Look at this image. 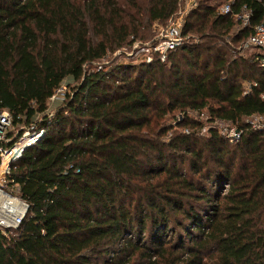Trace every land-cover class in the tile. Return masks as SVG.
Segmentation results:
<instances>
[{
  "label": "trees",
  "instance_id": "trees-1",
  "mask_svg": "<svg viewBox=\"0 0 264 264\" xmlns=\"http://www.w3.org/2000/svg\"><path fill=\"white\" fill-rule=\"evenodd\" d=\"M195 3L198 41L162 62L125 49L180 0H0V112L43 130L10 165L29 212L0 230V264H264L263 129L246 120L264 116V64L238 53L264 0Z\"/></svg>",
  "mask_w": 264,
  "mask_h": 264
},
{
  "label": "built area",
  "instance_id": "built-area-1",
  "mask_svg": "<svg viewBox=\"0 0 264 264\" xmlns=\"http://www.w3.org/2000/svg\"><path fill=\"white\" fill-rule=\"evenodd\" d=\"M180 1L182 4L170 19L163 24H156L158 37L154 44L149 47V50L155 53L162 62L166 61L169 52L176 50L179 46L189 41L186 36L182 35V26L186 13L196 3L195 0ZM223 12H230L228 4L223 7ZM234 16L237 22L234 27L236 30L251 27L253 13L246 7H243ZM252 28L253 33L244 44L245 46L251 45L260 52L263 56L262 63L264 64V13L262 21L258 24H253ZM152 58V55L147 56V61H151ZM57 92L61 91L58 90ZM255 117L258 116H251L246 120L250 121L254 128L263 129L264 139V123L250 119ZM216 124L220 126L222 134L228 136L231 141L234 142L240 138V131L231 124L223 121H218ZM18 132L12 125L9 112H0V230L5 235L17 230L29 212V204L19 194L18 186L11 184L9 177L10 165L15 158L19 157L24 148L33 145L43 134V130L35 131L32 128L27 130L23 137H19Z\"/></svg>",
  "mask_w": 264,
  "mask_h": 264
},
{
  "label": "rangeland",
  "instance_id": "rangeland-1",
  "mask_svg": "<svg viewBox=\"0 0 264 264\" xmlns=\"http://www.w3.org/2000/svg\"><path fill=\"white\" fill-rule=\"evenodd\" d=\"M153 29H152V34H153V36H152V38H151V40H149V41H143V42H141V41H137L136 43H134V45H133V47L131 48V50L130 49H125V50H127V52H126V54H128L132 59H135V58H138L139 56H140V53L141 52H145V54H148L147 56H149V55H152L153 56V54H151V50H149V47L151 46V45H153L154 44V42H155V40L157 39V37H158V30H157V27H156V25H154L153 27H152ZM187 38H188V40L189 41H194V42H197L198 41V39L197 38H195V37H191V36H186ZM254 52H257L256 51V49L255 48H253L251 45H249V46H245V44H244V42L242 43V45H241V47H239V51H238V53L239 54H241V55H243V56H247V55H250L251 53H254ZM121 59V58H120ZM141 60V59H140ZM140 60L138 61V62H140ZM66 81L62 84V87H61V90H59V91H64L65 89H66ZM63 94H62V92H59V93H57L54 97H52L50 100H49V102H48V112H50V111H52V110H54L56 107H58L59 106V104H60V102H61V96H62ZM203 115V117L205 118L206 117V113L205 114H202ZM201 115V116H202ZM252 121H259L260 123H264V117L263 118H258V117H255V118H250ZM219 121V120H218ZM218 121H216V122H218ZM216 122H214L213 124H216ZM15 129H17V128H15ZM16 131V130H15ZM17 131H19L18 132V136L19 137H23V134L25 133V132H27V130L25 129V132H23V133H20V130H18L17 129ZM205 131V130H204ZM19 142V141H18ZM25 149V148H24ZM23 151V150H22ZM21 151V152H22ZM21 154V153H20ZM16 159V158H15ZM14 159V160H15ZM17 185V184H16ZM18 186V185H17ZM14 233V232H13ZM13 233H11V234H9V235H12ZM213 264V263H212Z\"/></svg>",
  "mask_w": 264,
  "mask_h": 264
},
{
  "label": "crops",
  "instance_id": "crops-1",
  "mask_svg": "<svg viewBox=\"0 0 264 264\" xmlns=\"http://www.w3.org/2000/svg\"><path fill=\"white\" fill-rule=\"evenodd\" d=\"M256 116H258V117H261V118H263L264 116H259V115H256Z\"/></svg>",
  "mask_w": 264,
  "mask_h": 264
}]
</instances>
